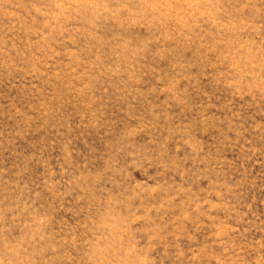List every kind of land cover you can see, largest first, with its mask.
I'll return each mask as SVG.
<instances>
[{"label":"rangeland","instance_id":"1","mask_svg":"<svg viewBox=\"0 0 264 264\" xmlns=\"http://www.w3.org/2000/svg\"><path fill=\"white\" fill-rule=\"evenodd\" d=\"M0 264H264V0H0Z\"/></svg>","mask_w":264,"mask_h":264}]
</instances>
